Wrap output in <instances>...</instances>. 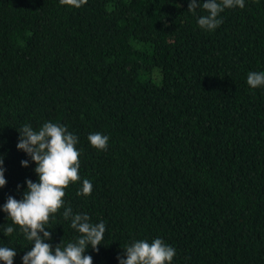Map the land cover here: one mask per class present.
Listing matches in <instances>:
<instances>
[{
  "label": "trees",
  "instance_id": "obj_1",
  "mask_svg": "<svg viewBox=\"0 0 264 264\" xmlns=\"http://www.w3.org/2000/svg\"><path fill=\"white\" fill-rule=\"evenodd\" d=\"M189 2L0 0V247L16 250L13 264L34 242L3 205L39 179L19 130L45 122L78 137L80 180L64 200L105 223L99 252H85L93 264L156 238L175 249L171 264H264V87L247 84L264 72V0L225 9L214 31ZM84 179L89 196L77 194ZM63 212L45 226L53 251L80 236Z\"/></svg>",
  "mask_w": 264,
  "mask_h": 264
},
{
  "label": "clouds",
  "instance_id": "obj_2",
  "mask_svg": "<svg viewBox=\"0 0 264 264\" xmlns=\"http://www.w3.org/2000/svg\"><path fill=\"white\" fill-rule=\"evenodd\" d=\"M88 0H60L61 5L80 8ZM202 6L207 15L198 18V25L206 31H214L223 23L220 13L225 9L245 7V0H190L188 11L193 14ZM247 84L256 89L264 87V72H250ZM17 149L25 152L35 162V173L38 182L27 180V189L20 200L12 196L7 198L3 211L8 214L14 225H18L26 239L34 242L31 250L22 257L23 264H93L92 257L85 255L89 246L99 252L106 226L103 221L93 224L87 214L73 215L71 207H65V190L80 180V155L76 145L78 137L60 124L45 122L39 130H34L30 124H25L19 130ZM88 140L92 147L99 151L107 150L109 137L101 133L89 134ZM3 158H0V188L6 186ZM29 161H21L23 167H28ZM19 188V186H18ZM92 183L88 179L82 182L78 195L89 196ZM64 208V219H71V227L80 233L76 242L68 243L61 248L57 245L53 251L52 245L45 241L51 239V232L45 230L50 218ZM14 228L5 229V235L10 236ZM43 234L42 236L40 234ZM126 259L117 257L119 264H171L176 255L175 249L162 239L156 238L151 243L138 240L124 248ZM16 250L0 247V261L3 264H13Z\"/></svg>",
  "mask_w": 264,
  "mask_h": 264
}]
</instances>
